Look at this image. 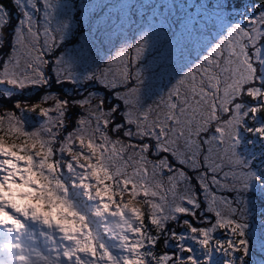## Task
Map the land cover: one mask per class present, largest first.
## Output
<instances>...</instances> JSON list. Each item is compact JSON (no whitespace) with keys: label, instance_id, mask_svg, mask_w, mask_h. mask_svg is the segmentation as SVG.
<instances>
[{"label":"snow or ice","instance_id":"snow-or-ice-1","mask_svg":"<svg viewBox=\"0 0 264 264\" xmlns=\"http://www.w3.org/2000/svg\"><path fill=\"white\" fill-rule=\"evenodd\" d=\"M14 2L22 18L0 71V96H40L0 111V264H216L217 251L228 257L224 264H249L253 243L264 252V226L257 236L248 223L252 199L264 207V3L249 11L235 0L245 8L235 19L225 15L232 0L218 2L214 19L193 25L197 36L211 37L201 53L189 62L185 45L147 75L140 62L148 34L99 74L88 64V39L74 57L55 61L56 83L111 89L108 105L92 92L43 91L53 83L45 48L74 35L62 13L69 5ZM10 25L0 3V47ZM73 109L82 112L66 131ZM30 118H38L31 128ZM217 188L238 198L217 196ZM201 191L210 195L201 200ZM217 230L228 238H216ZM162 238L177 251L158 254Z\"/></svg>","mask_w":264,"mask_h":264},{"label":"rangeland","instance_id":"rangeland-1","mask_svg":"<svg viewBox=\"0 0 264 264\" xmlns=\"http://www.w3.org/2000/svg\"><path fill=\"white\" fill-rule=\"evenodd\" d=\"M185 1L188 2V0ZM63 2L69 5L68 9L62 10V13L73 20L72 27L74 35L70 36L62 45L58 43L57 47L51 49L45 48L44 51L49 62L45 67V71L51 77L53 83L50 88L44 89L43 91H51L61 97H64L66 94L67 98L83 97L89 92H92L96 97L106 96L108 105H111L114 102L115 97L107 95L108 91L104 90L101 85L92 84L94 85L93 87L89 84L87 87H82L81 84L71 86L68 84L60 85L56 83L57 65L55 61L60 57H74L77 52L81 51L80 45L85 42V39H88L91 41L89 48L92 53L89 57L88 64L99 74L101 70H105L111 65L112 60L117 56V53L121 48H125L127 45H132L134 48V42L139 40L142 35L148 34V50L143 55L140 62L147 75L152 69H155L157 65L165 62L171 63L173 59H177L180 49L184 48L185 45H188L189 47L184 50L192 48L196 50V54L199 55L201 49L207 46V41L211 37L207 35V30H205L204 35L197 36L193 29V25H195L196 28L203 29L204 22L214 19L215 14L220 11V9L215 7L218 2L216 3L212 0H201L197 5L185 8L176 4L172 9L164 4V0H63ZM85 5L88 7H85ZM176 6L182 9L181 12L175 8ZM193 7H195L194 13H190ZM6 9L8 10L7 7ZM200 9L204 11H200ZM77 12H79V17H77ZM231 12L232 9L231 11H225V15L232 16ZM9 13L11 15V25L5 29L6 41L3 46L0 47V71H2L3 66L7 64L13 51L12 27L14 25L16 26L18 20L22 18L20 14L17 16L13 15L10 11ZM37 15L42 17V13ZM89 19L91 20V35H89L88 31ZM43 24L44 22L41 18V41L43 40ZM92 25L98 28L93 29ZM81 27L84 28L85 31L83 30L81 32ZM212 35H215L214 30ZM18 54L23 55V53ZM132 55L134 57V52ZM195 58L196 55H194L193 52L191 56H187L186 53L185 59L189 62ZM134 69L135 64H133V70ZM39 96L40 92L38 90H31L26 92L24 96L19 95L18 97L20 98L18 99L35 101L39 99ZM152 99L155 100L158 99V97H153ZM49 103H51V101ZM149 103H151V101H149ZM11 105L13 107V102L2 103L0 101V111L11 109ZM81 112V109L72 110L73 114L70 117V122L66 131H71L73 129L75 125L72 122L76 120ZM37 119L30 118L28 120L30 128L37 123ZM258 147L259 145H257V149ZM194 191H199V189L194 188ZM215 193L217 196H224L228 199L238 198L236 193H232L227 189L217 188L215 189ZM171 195V193H168L169 199H171ZM205 195L210 194L201 191L200 199L203 200ZM258 204V201L253 198L252 203L248 206V218H251L250 216L260 209ZM197 215H207L208 219H213L212 214L203 211H199ZM187 218L192 219L191 217ZM255 219L256 216L254 214V217L250 219L249 224ZM196 223L197 226H208L207 224ZM169 226L174 227L176 231L183 230L179 225L170 224ZM262 226H264V223L258 224V228L262 229ZM250 229L254 232V227L250 226ZM214 236L221 240L228 238L224 230H217ZM187 244L195 249L197 255H200L202 249L198 244L191 240L187 241ZM156 251L158 254L162 253L164 252V248H162V250L157 248ZM184 255L186 256L188 254L184 253ZM213 259L216 264H224V261L227 260L228 257L222 252L217 251L214 252ZM258 263L259 261H257L256 264Z\"/></svg>","mask_w":264,"mask_h":264},{"label":"trees","instance_id":"trees-1","mask_svg":"<svg viewBox=\"0 0 264 264\" xmlns=\"http://www.w3.org/2000/svg\"><path fill=\"white\" fill-rule=\"evenodd\" d=\"M201 1V0H188V2H186L185 0H164V4L168 7V8H171L173 6H175L176 4L179 5L180 7L182 8H185V7H190V6H195L198 4V2ZM214 2H227V0H212ZM0 3H3L7 8L8 10L13 14V15H19L20 14V11L18 9V7L15 5V2L14 0H0ZM261 3H264V0H243V4L248 6V10L251 11V6L253 4H261ZM179 12H181L182 9L178 8L177 6L175 7ZM199 8V7H198ZM194 9L195 7H193L190 11V13H194ZM200 11H204V10H201ZM245 12V8L241 7L239 9L236 8L235 6V1L232 0V12H231V15L233 18L235 19H239L240 18V15L243 14ZM171 15V13H170ZM183 15V14H182ZM189 16V15H188ZM86 26V24H85ZM88 26V25H87ZM93 26V29L95 28H98L94 25ZM83 27V26H82ZM83 30L85 31V29L83 28ZM87 31V30H86ZM107 46V45H106ZM189 50H192V52L194 53V55H198L196 54V50L192 49V48H189V49H186L185 52L187 53ZM89 86V85H88ZM91 86L94 87V85L91 84ZM0 91H2L0 89ZM107 91L110 92L109 89H107ZM18 96V95H16ZM112 97V96H111ZM18 99V98H17ZM15 99V100H17ZM11 99H8L7 96H0V101H5V102H10ZM14 100V101H15ZM13 101V103H14ZM12 108V105L11 107ZM2 111V110H1ZM258 206L260 207L259 210H257L255 213H253L250 217L253 218L254 217V214L256 216V219L254 221H252V223L250 224L251 227H254V232H258L260 230V228H258V224L260 223H264V207L260 206V204H258ZM251 218H248V223L250 221Z\"/></svg>","mask_w":264,"mask_h":264},{"label":"clouds","instance_id":"clouds-1","mask_svg":"<svg viewBox=\"0 0 264 264\" xmlns=\"http://www.w3.org/2000/svg\"><path fill=\"white\" fill-rule=\"evenodd\" d=\"M112 97H114V96L112 95ZM145 222H147V218H146ZM260 231H261V229L258 232H256L257 236L260 234ZM174 243L175 242L173 241V244ZM157 247L160 250H162V248H164V252L165 251H170V250H171V252H176L177 251L174 247L165 248L164 243H163V238L161 239V241H160V243L158 244ZM251 248H252V253H251L250 257L248 258L249 264H256L257 261H259L258 264H262V261H264V252L261 251V249L259 247V244L258 243H253Z\"/></svg>","mask_w":264,"mask_h":264}]
</instances>
